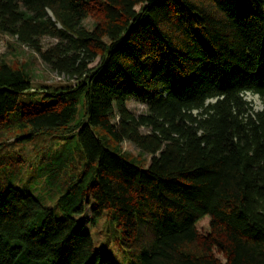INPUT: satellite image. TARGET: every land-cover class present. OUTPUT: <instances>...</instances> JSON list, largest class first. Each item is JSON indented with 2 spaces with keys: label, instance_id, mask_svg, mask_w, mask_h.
Segmentation results:
<instances>
[{
  "label": "trees",
  "instance_id": "trees-1",
  "mask_svg": "<svg viewBox=\"0 0 264 264\" xmlns=\"http://www.w3.org/2000/svg\"><path fill=\"white\" fill-rule=\"evenodd\" d=\"M0 32L74 81L0 59V264H117L102 220L129 264H264V0H0ZM51 136L36 160L60 214L2 152Z\"/></svg>",
  "mask_w": 264,
  "mask_h": 264
},
{
  "label": "rangeland",
  "instance_id": "rangeland-1",
  "mask_svg": "<svg viewBox=\"0 0 264 264\" xmlns=\"http://www.w3.org/2000/svg\"><path fill=\"white\" fill-rule=\"evenodd\" d=\"M87 25H90L94 22L92 16L88 17L85 21ZM55 40L50 37H45L42 40V45L45 47L51 43H54ZM0 59L3 61L17 65L20 68H24L31 76L34 84H49V85H64V84H73V80L68 79L65 76L58 75L55 72L49 70V68L41 61L38 54L26 46L20 45L15 37L3 34L0 32ZM97 60L91 63V66L96 64ZM244 98L250 103L254 110L260 109L262 107V101L257 95L250 93H245ZM127 107L135 114L143 113L145 107L142 103L136 100H130L127 102ZM142 133L147 132L146 128H141ZM61 141L59 136L46 137L45 140H39L36 142H27L18 148L14 146H7L2 152L6 153L7 150H12L11 155H25V164L22 167V173L19 176L18 182L15 185L26 188L31 192L39 201L43 204L48 205L49 207L55 208L57 202L60 198V192H49L48 187L43 184L41 179L40 163L43 162L42 168L44 167V162L46 160H36V155L39 152H51L55 151L57 144ZM71 140L66 141L68 143L65 147L68 149H73L75 151V144L70 143ZM45 146V147H43ZM123 150L130 152L131 154L138 156L141 160L147 162L150 155H143L139 153V150L129 142H123L121 144ZM22 148V149H21ZM16 150V151H15ZM63 150L58 153L60 155ZM77 154V153H76ZM44 186V188H43ZM56 209V208H55ZM58 209H56L57 211ZM57 214H60L57 211ZM83 216L78 217L79 220ZM90 217L89 208H87L84 213V224L86 228L88 227L87 220ZM208 216L201 218L196 223V228L198 232L204 234L208 231ZM104 220L100 221L98 228L94 227L90 229L92 236L99 248L108 253V256L114 258L117 264H129L125 251L114 241L112 238L110 242L105 240V237L102 235L101 229L103 227ZM90 227V226H89ZM88 227V228H89ZM101 235L99 236V234Z\"/></svg>",
  "mask_w": 264,
  "mask_h": 264
}]
</instances>
